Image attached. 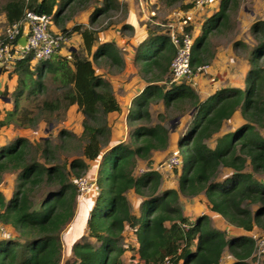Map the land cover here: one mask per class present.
Returning <instances> with one entry per match:
<instances>
[{
    "label": "trees",
    "instance_id": "1",
    "mask_svg": "<svg viewBox=\"0 0 264 264\" xmlns=\"http://www.w3.org/2000/svg\"><path fill=\"white\" fill-rule=\"evenodd\" d=\"M105 1L93 11L91 24L110 8H116L114 0ZM163 1L172 6L183 0ZM231 1L235 2L220 1L218 19L226 16ZM81 2L71 0L67 9ZM55 4L58 0H7L3 8L7 25L21 20L26 11L49 14L56 21L59 12L54 11ZM184 8H192V3ZM60 29L59 33L66 36L79 32L81 49L71 51L69 57L59 55L58 49L34 68L31 53L14 59L11 64L17 85L13 109L5 112L4 119L1 117L0 127L9 123L31 129L40 122L54 125L71 104H76L82 114L81 133L77 135L62 127L55 138L47 134L31 141L17 136L0 146V180L6 172L15 173L10 197L5 198L0 192V224L15 232L13 238H0V264H59L63 252L61 236L74 218L79 198L75 180L80 176L94 179V199L85 220L86 234L72 245V255L64 264H124L121 255L129 247L124 242L125 230L133 231L138 258L145 264H156L165 256H171L175 264H219L225 253L233 259L230 264H253L255 240L251 236L227 237L210 225L205 214L188 220L181 213L179 193L192 197L202 192L209 209L228 224L245 231H264V179L260 178L264 176V136L259 131L264 128V21L252 25L258 45L249 58L246 89H220L214 98L201 102L184 82L172 84L165 91L158 90L157 84L149 85L143 91L147 98L134 99L140 103L136 118L142 124L131 128L129 143L115 144L105 152L110 132L106 116L119 108L110 84L95 74L93 63L102 55L118 67L122 63L110 43L98 48L89 59L96 41L94 29L80 25ZM185 32H190L189 24ZM204 32L191 48L192 71L195 64L202 63L198 44L203 41ZM161 39L163 46H169L147 64L161 71V75L149 79L153 82L162 80L165 71L170 70L175 53L169 36ZM255 50H260L258 55ZM168 76L169 71L165 80ZM23 99L29 106L21 105ZM157 99L164 104V113L157 115L158 120L192 108L204 113L201 120L192 122L178 144L184 146L186 155L180 157L179 168L173 170L177 189L160 190L162 177L158 170L150 168L134 174L137 159L150 166L151 153L167 146V129L160 123L148 124L149 102ZM237 108L246 122L234 134H224L214 147H208L205 140ZM131 117L129 112L128 126L132 125ZM98 159L92 177L89 165ZM223 167L232 172L221 178ZM129 189L145 197L139 215L131 213L126 198ZM183 223L189 226L184 228ZM130 264L139 262L132 260Z\"/></svg>",
    "mask_w": 264,
    "mask_h": 264
},
{
    "label": "crops",
    "instance_id": "2",
    "mask_svg": "<svg viewBox=\"0 0 264 264\" xmlns=\"http://www.w3.org/2000/svg\"><path fill=\"white\" fill-rule=\"evenodd\" d=\"M69 1L71 0H58L59 3L54 5V11L57 10L59 16L56 18V21L51 18L49 25L50 30L59 33L61 27L70 30L76 25L92 28L96 31V41L91 47L89 59L92 58V54L98 48L104 47L105 44L110 43L112 44L113 50L117 52L122 63L121 66L118 67L110 59L106 57L103 58L104 55L98 56L97 60L93 63L95 74L110 84L119 108L116 111L109 112L106 116L110 132L108 138L109 145L104 149V152L115 144L129 143L131 140V128L142 124L139 119L136 118V114L140 109V103L135 102L134 99L139 96L141 97L138 100H142L143 97L147 98L148 94L143 93L147 86L157 84L158 90L161 91L168 90L172 87V84H168L165 80L169 70L165 71L162 80L153 82L149 81V79L152 78V76L161 75V71L156 67L153 69L151 66H147L158 53H161V51L169 46L168 43H166V47L163 46L164 40L161 39L163 35L168 36V29L164 28L165 26L163 25L166 22H162L161 24L157 21H152L150 18L153 17L154 13L160 12L159 7L161 3L165 11L166 8L170 9L165 13L166 15L168 14L166 17L172 15L174 16L173 20L176 18V20L172 21L176 29L185 30L186 26H183L180 20L188 11L192 14L191 20L199 21L196 24L189 22V33L193 38V43H195L200 38L202 32L205 31L203 41H200L198 44L199 57L202 63L195 64V70L191 76L173 84L179 85L183 82L188 84V86L196 92L198 100L201 102L208 98H214L216 92L220 89H246L249 85V58L253 53V48L258 45L257 41L254 39L252 25L258 20L264 21V11L259 7L260 1L258 2V0H246L245 5H241L238 0H235V2L231 1L225 10L226 16H224L222 20L217 18L221 0L212 2L206 7V11L199 16L194 15L193 13L197 12H192L191 8H184L185 5L190 3L189 0L180 1L172 6H168L163 0H160L161 3L157 2L158 0H114L116 8H110L104 17L98 16L93 24H91V15L94 10L102 7L103 4L106 3L105 0H82L80 5H76L74 8L63 12L64 7ZM6 2L7 0H0V37L3 35L4 29L7 26L6 14L3 9ZM249 6L250 8H248ZM120 8L126 9V17L124 20L111 23V25L104 28L97 26L108 18L109 15L113 17V14L115 15ZM231 8L234 12L238 10L239 13V16L234 22L233 20L229 22V16L227 15V11ZM211 19H216L215 22H218L217 27L210 23ZM26 30L27 27L22 25V35L20 37L25 34ZM81 46V34L79 32H71L67 41L59 48L58 54L69 57L71 51L81 49ZM257 52H260V50L254 51L255 54ZM38 63L39 62L36 60L31 61V67L34 68ZM199 66H204L205 69L197 71L196 69ZM16 85L17 75L14 73V66L11 63L0 64V106L6 111L13 109V92ZM23 97L24 96L21 98ZM213 102L214 99H212V103ZM23 104H26L24 99L21 101V105ZM148 109L151 116V121L148 124L153 125L160 123L167 129V146L165 149L155 150L151 153L150 166L147 165L146 161L137 159L134 168L135 175H139L150 168L158 170L155 167L160 166L166 160L169 153L177 149L180 140H182L187 128L190 127L192 122L194 120H201V117L204 115L203 112L196 113L192 108L172 118L166 117L162 120H158L157 115L164 113V104L161 99L151 100ZM129 112L132 113V125L130 126H128L127 123ZM70 118L79 121V127L77 131H74L79 135L81 133L82 114L76 104H71L66 109L63 116L64 128H70L71 124L69 123V125H67L68 121L71 120ZM245 122L240 109H235L229 118L222 121L219 130L205 140V144L210 148L214 147L219 137L224 134H234ZM26 129L27 127H18V131L22 134L19 133L14 135L10 139L7 138L5 141L0 142V146L7 144L17 136L26 137L31 141L47 136V134H39L36 138H31L25 134V132H27ZM259 131L260 134L264 136V128H261ZM99 161L100 159L96 162H90L89 168L92 177L95 175L96 166ZM179 166L177 168H179ZM231 172V169L223 167L221 170V178L225 175H229ZM5 177H9V185L6 190L0 189V192L5 198H9L14 184L15 173L6 172L2 175L1 180ZM260 178L264 179V176H260ZM165 189H177V183L175 186L174 184L168 185L166 184L165 178H162L160 190ZM126 198L130 205L131 213L139 215L141 212V202L145 197H141L136 194L133 189H129L126 192ZM93 199V193L86 196H79L78 198L74 218L64 229L61 236L64 260L72 255V245L80 242L81 237L86 234L84 227L85 220L88 217ZM186 202L191 203V213L182 209V206H184ZM179 205L182 215L188 220L193 221L205 214L209 218L210 225L219 231L225 232L227 237L251 236L261 231L257 228H254L252 231H245L240 227L228 224L224 218L209 209L207 200L202 192L192 197H185L179 193ZM169 224V222H165L166 226H169ZM123 235L124 242L129 247L121 255L122 262L124 264H130L133 260L135 263H141L138 258V244L135 240L133 231L125 230ZM89 240L92 242L95 241L93 238ZM192 247H194V245H192ZM232 260V257L228 256L227 260L223 262L221 257L219 264H230ZM176 264H181V262Z\"/></svg>",
    "mask_w": 264,
    "mask_h": 264
},
{
    "label": "built area",
    "instance_id": "3",
    "mask_svg": "<svg viewBox=\"0 0 264 264\" xmlns=\"http://www.w3.org/2000/svg\"><path fill=\"white\" fill-rule=\"evenodd\" d=\"M216 0H189L192 3V12H199L208 7ZM191 20V13L188 11L181 18L180 23L187 26ZM51 16L44 13H36L34 11H26L23 18L18 22L7 25L3 35L0 37V64L11 63L14 59L21 58L26 53H31L36 61H46L51 55L57 51L68 39L66 35L58 32H51L49 25ZM22 25L27 27L25 34V42L23 46L18 44V39L22 35ZM168 36L175 48L174 57L170 63L169 76L166 82L168 84L176 83L182 79L188 78L193 74L190 67L191 48L193 45L192 36L183 29H176L172 24L168 25ZM15 44V45H14ZM205 69L199 66L196 70ZM1 121V107H0ZM175 168L180 165V156L177 149L172 150L161 166ZM75 185L79 196H86L95 191V181L87 176H80L75 180ZM184 228L189 225L181 224ZM6 225L0 224V237L7 238L8 231ZM9 234V233H8ZM7 236V237H6ZM255 240V250L257 255H264V233L252 234ZM145 264V263H139ZM156 264H174L171 256L163 257Z\"/></svg>",
    "mask_w": 264,
    "mask_h": 264
},
{
    "label": "rangeland",
    "instance_id": "4",
    "mask_svg": "<svg viewBox=\"0 0 264 264\" xmlns=\"http://www.w3.org/2000/svg\"><path fill=\"white\" fill-rule=\"evenodd\" d=\"M238 1H240L241 5H245L246 4L245 3L246 0H238ZM259 1H260L259 7L262 9V11H264V0H258V2ZM157 2L161 3L160 0H158ZM162 7H163V5L161 3V5L159 7L160 12L159 13H154L153 14V17H150V18L152 19V21H157V22H159L161 24H162V22H164V23L166 22L165 24H163L165 26L164 28L169 29L168 24L169 25L170 24L172 25L173 24L172 21L176 20V18L173 20L174 16H172V15L171 16L169 15V17H166L168 14L166 15L165 13L167 11H169L170 9L169 8H166V11H165V9L162 8ZM248 8H250V6ZM65 9L68 10L67 9V6H65L63 10H65ZM205 11H206V8L204 10H202V11H199V12L193 13V14L196 15V16H199V15L203 14ZM125 13H126V9L125 8H120L119 11L115 15L113 14V17L111 15H109L108 18H106L103 22H101L97 26H100V27L104 28V27H108L109 25H111V23L121 22L126 17V14ZM238 14H239L238 13V10L236 12H234V10L232 8L230 10H228L227 11V15L229 16V22L232 21V20L234 22V20L239 16ZM191 19H192V14H191ZM215 21H216V19H211L210 20V23L212 25H214L215 27H217L218 26V22H215ZM190 22L196 24L199 21L190 20ZM147 23L149 24L148 21H147ZM51 32H53V31H51ZM72 44H74V43H72ZM256 54L258 55L259 52H257ZM28 104L29 103L23 104V105L29 106ZM5 112H6V110L2 109V111H1V117H2V119H4ZM168 118H171V117H168ZM70 119L71 120L68 121V123H67V125H69V123L71 124L69 129H71L72 132L77 131V129L79 127V121L76 120V119L73 120L72 118H70ZM63 125H65L64 122H63V118L61 120L56 121L54 125H52V124H46L44 122H40V123H38V125L34 129H31V128L28 129V127H27V129H26L27 132H25V134H27L28 137H31V138H36L39 134L40 135L48 134V135H51V138H55V135H56L57 131L59 130V128H62ZM19 133L20 132L18 131V127L16 125H14V123H9L8 125L1 126L0 127V142L5 141L7 138L10 139L11 137H13L14 135H17ZM20 134H22V133H20ZM34 140H36V139H34ZM177 149L179 151V156L181 158H185L186 151L184 149V146L183 145H180V146L177 147ZM61 157H63V154H61ZM155 168H157L161 172L160 173L161 174V177L163 179L165 178L166 184H168V185L169 184L170 185L171 184H174V186L176 185L177 180H176V175L173 172L174 168H169V167L164 166V165H162V166L161 165L160 166H156ZM161 184H162V182H161ZM8 185H9V177H5V178H3V180H0V189L6 190V188L8 187ZM180 198H182V197H180ZM182 209L185 210V211H187V212H189V213H191L192 212L191 203L190 202H186V204L184 206H182ZM5 229L9 233V234L7 233V236H8V237L6 236L7 238H13L15 236V232H13V230L10 227L5 226ZM260 233H264V231H260ZM260 233H258V236H259ZM228 256L229 255L227 253L223 254L222 261L225 262V260H227V257ZM63 260H64V258H63V254H62L59 264H64V261ZM252 263L253 264H264V255H257V252L255 250L254 253H253Z\"/></svg>",
    "mask_w": 264,
    "mask_h": 264
},
{
    "label": "water",
    "instance_id": "5",
    "mask_svg": "<svg viewBox=\"0 0 264 264\" xmlns=\"http://www.w3.org/2000/svg\"><path fill=\"white\" fill-rule=\"evenodd\" d=\"M24 42H25V37H20L19 39H18V44L20 45V46H23L24 45Z\"/></svg>",
    "mask_w": 264,
    "mask_h": 264
},
{
    "label": "clouds",
    "instance_id": "6",
    "mask_svg": "<svg viewBox=\"0 0 264 264\" xmlns=\"http://www.w3.org/2000/svg\"><path fill=\"white\" fill-rule=\"evenodd\" d=\"M68 37V36H67Z\"/></svg>",
    "mask_w": 264,
    "mask_h": 264
}]
</instances>
